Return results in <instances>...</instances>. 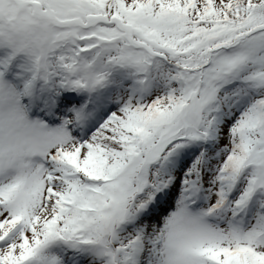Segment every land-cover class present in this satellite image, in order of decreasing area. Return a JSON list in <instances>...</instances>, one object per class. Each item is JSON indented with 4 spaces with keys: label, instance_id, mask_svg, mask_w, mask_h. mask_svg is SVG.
Segmentation results:
<instances>
[{
    "label": "snow or ice",
    "instance_id": "1",
    "mask_svg": "<svg viewBox=\"0 0 264 264\" xmlns=\"http://www.w3.org/2000/svg\"><path fill=\"white\" fill-rule=\"evenodd\" d=\"M0 264H264V0H0Z\"/></svg>",
    "mask_w": 264,
    "mask_h": 264
}]
</instances>
